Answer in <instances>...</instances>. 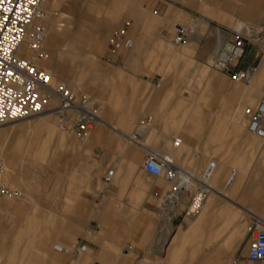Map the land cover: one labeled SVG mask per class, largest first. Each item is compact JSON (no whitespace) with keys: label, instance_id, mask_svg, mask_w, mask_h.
I'll list each match as a JSON object with an SVG mask.
<instances>
[{"label":"crops","instance_id":"1","mask_svg":"<svg viewBox=\"0 0 264 264\" xmlns=\"http://www.w3.org/2000/svg\"><path fill=\"white\" fill-rule=\"evenodd\" d=\"M42 9L53 75L66 66L63 45L77 48L93 32L86 25L104 43L126 25L134 43L113 61L101 48L77 54L82 64L110 65L96 71L116 91L104 110L108 125L91 142L41 127L15 132L9 154L22 196L0 195V264H234L246 253V225L264 217V140L242 120L264 92V51L247 45L236 70L254 68L248 83L210 63L236 32L262 27L264 35V0H44ZM177 25L188 34L180 44ZM148 151L191 177L215 160L213 193L195 215L184 214L190 190L164 208L170 185L142 170ZM21 153L32 171L16 168ZM230 169L237 176L226 186ZM77 241L82 251H65Z\"/></svg>","mask_w":264,"mask_h":264},{"label":"built area","instance_id":"2","mask_svg":"<svg viewBox=\"0 0 264 264\" xmlns=\"http://www.w3.org/2000/svg\"><path fill=\"white\" fill-rule=\"evenodd\" d=\"M43 1L0 0V126L50 113L59 131L71 134L78 142H86L89 134L103 122L101 114L104 108L91 95L72 90L66 80L54 79L40 64L47 57L43 44L46 35ZM175 31L173 43L185 42L188 35L185 28L177 25ZM108 42L105 52L108 61H113L117 52L132 48L134 43L127 34L126 25L114 29ZM248 44L255 45L260 52L264 51L262 27L236 32L232 41L220 49L210 64L226 72L233 82L248 83L254 68L249 66L236 70ZM23 45H26L25 51H22ZM27 51L33 55L29 57ZM245 114L247 132L264 140V92L255 106L246 108ZM150 121L151 116L146 115L138 122L140 128L144 129ZM180 142L181 139L177 138L174 146ZM141 168L154 176H163L169 183L170 189L162 198L164 208L175 205L181 190H190L185 215L194 214L214 190L209 184L216 171L214 159H210L199 176L191 177L186 176L172 158L148 151ZM107 173L110 178L112 172ZM3 174L4 164L0 160V195L14 199L21 197L20 191L8 186ZM236 176L237 171L230 169L225 185L232 184ZM245 231L247 253L241 260L242 264H264V217H254ZM84 248V244L77 241L65 251L79 252Z\"/></svg>","mask_w":264,"mask_h":264},{"label":"rangeland","instance_id":"3","mask_svg":"<svg viewBox=\"0 0 264 264\" xmlns=\"http://www.w3.org/2000/svg\"><path fill=\"white\" fill-rule=\"evenodd\" d=\"M55 26V25H54ZM46 28V27H45ZM59 29L63 30V27H59ZM57 28V30H59ZM86 29L88 31L93 29V32H87L83 35L84 40L81 41V43L78 44L77 48H73L67 47V45H63V51L67 50L66 52H62L60 54V56L58 57V60L62 61V63H64L66 66H60V68L58 69L56 75H53L54 79L57 80H61L63 79V76L68 77L71 80L70 84H75V86H77L76 91H83V92H87L88 94L92 95L95 99H97L101 105L103 106V112H102V116L103 117H107V111H104L105 108L107 110L108 106H109V96L112 92H116L115 88L113 86H111V82L108 81L107 77L105 79H100V75L99 74H105L106 73H98L96 70L101 71V70H105L106 68H108L110 65H108L107 63H102L100 61H97V59H93V60H88L86 63L82 64V59H80L79 57H77V54L80 52V50L82 49H87V50H92L93 48H101L103 49V51L107 50L108 47V40L106 43H104V41H102L101 39L97 38L96 35V26L94 25H86ZM47 30H49V28H46V38L44 40V44L46 46H52L53 44H51V42L53 41L47 34ZM58 35H57V39H58ZM110 37V36H109ZM51 39V40H50ZM56 46H60V44L57 42L55 43ZM57 54V53H56ZM43 66H45L47 69L51 70V67L55 68V62H50L49 60V56L43 61ZM65 80V79H64ZM190 86V85H189ZM87 90V91H86ZM255 103H252L251 105L254 106ZM46 114V113H45ZM43 114V115H45ZM42 115L36 116V117H31L29 119L26 120H20V121H13L12 123H7L4 125L0 126V160L3 161L4 164V179L5 182L10 185V187L12 186L13 189H15L16 187V178H15V174L13 172L12 169V161H13V157L11 154H9V149L12 145L11 141L15 135V132L17 130H24L27 132V134L31 133L35 128L37 127H41V123H42V119H38V117H40ZM48 117V116H47ZM34 122H31L30 124L34 125L35 127H33L32 130H30L29 128V123H26L29 120H32ZM44 119V118H43ZM242 120L244 125L246 124L247 120L245 119V117L243 116V112H242ZM48 121L50 122V126L60 132L57 128V125H55V120L53 117H50V119H48ZM110 122V121H109ZM55 127H54V126ZM24 126V127H23ZM101 128L100 125H98L95 129L97 128ZM107 129V128H106ZM109 130V129H107ZM11 131V132H10ZM53 131V130H52ZM110 131V130H109ZM95 132V130L93 131ZM92 132V133H93ZM251 136H254L250 133H248ZM92 136L93 134H91L89 136L88 142H91L92 140ZM256 137V136H254ZM257 138V137H256ZM258 140L260 138H257ZM261 140V139H260ZM262 141V140H261ZM84 143V144H87ZM2 152V154H1ZM15 158H17V160H19V164L16 165L17 169H20L21 171H32V166H27L26 163H28V160H30V156L21 153L20 156H16ZM26 160V161H25ZM212 179V178H211ZM13 180V181H12ZM209 183H212L211 180L209 181ZM228 189H232V188H228ZM225 192H228V190ZM224 197H222L223 199ZM13 199V198H12ZM264 216V215H263ZM189 219V218H188ZM163 249V247H162ZM247 253V251H246ZM246 253L241 255L240 252H238L236 254V256L234 257V264H236L239 260L243 259L246 256Z\"/></svg>","mask_w":264,"mask_h":264},{"label":"bare ground","instance_id":"4","mask_svg":"<svg viewBox=\"0 0 264 264\" xmlns=\"http://www.w3.org/2000/svg\"><path fill=\"white\" fill-rule=\"evenodd\" d=\"M46 36V35H45ZM45 40V39H44ZM43 44H44V42H43ZM44 48H45V44H44ZM25 49H26V45H23L22 46V51H25ZM46 50V49H45ZM47 52V51H46ZM27 55L29 56V57H31L32 55H33V53L31 52V51H27ZM47 57H48V53H47ZM46 57V58H47ZM46 58H44L42 61H40V64L43 66V61L46 59ZM43 68H45L49 73H50V75L52 76V71H50L49 69H47L45 66H43ZM63 79H65L67 82H68V84L70 85V87L72 88V90H74L75 92H77V91H79V90H77L76 91V87L77 86H75V84L73 85V84H70V82H71V80L72 79H70V78H68V77H65V76H63ZM245 89V88H244ZM87 91V90H86ZM247 91V90H246ZM80 92H83V91H80ZM84 93H87V92H84ZM243 93V92H242ZM88 94V93H87ZM90 95V94H89ZM92 96V95H91ZM93 97V96H92ZM94 98V97H93ZM232 115V119L231 120H233V119H235V117H236V114H231ZM48 116V117H47ZM50 117H53L52 116V114H50V113H46L45 115H42V116H40V117H38V119L40 120V119H42V123H41V128H43V129H47L48 131H52L53 130V128L50 126V122L48 121V119H50ZM101 117H102V120H103V122L101 123V125H105V126H107L108 124H106L107 122H106V120L104 119V117L101 115ZM44 118V119H43ZM31 122H34V119H33V121L32 120H29V121H27L26 123H29V128H30V130H32L33 129V127H35V124L36 123H34V125L32 124H30ZM242 122V121H241ZM54 126V125H53ZM24 127V126H23ZM55 127V126H54ZM110 127V126H109ZM96 128V127H95ZM95 130V133L93 134V135H97L98 134V132H99V130H100V128H97V129H94ZM93 130V131H94ZM92 131V132H93ZM11 132V131H10ZM92 132L89 134V136L92 134ZM89 136H88V138H87V140H86V142H80V143H82V144H84V143H87L88 142V139H89ZM177 138H179V137H177ZM181 140H182V138H180ZM176 140V139H175ZM174 140V141H175ZM173 145H174V143H173ZM1 154H2V152H1ZM235 189H237V188H235ZM235 191V190H234ZM211 193H213V191L211 192ZM217 196L218 197H220V198H222V197H224L223 196V190L222 189H219V192H218V194H217ZM177 197H179V194H177ZM232 200H234L233 198H231ZM230 199V200H231ZM236 200V199H235ZM235 202V201H234ZM210 203V202H209ZM236 203V202H235ZM202 205H203V203H202ZM202 205L200 206V208L202 207ZM200 208L198 209V210H200ZM192 210V209H191ZM197 210V211H198ZM196 211V212H197ZM195 212V213H196ZM195 213L194 214H192V215H195ZM188 216H191V214L190 215H188Z\"/></svg>","mask_w":264,"mask_h":264}]
</instances>
